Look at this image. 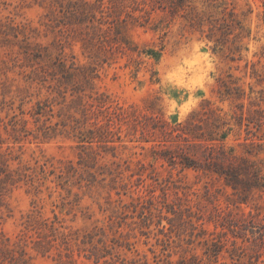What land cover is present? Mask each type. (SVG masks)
<instances>
[{"label":"rangeland","instance_id":"rangeland-1","mask_svg":"<svg viewBox=\"0 0 264 264\" xmlns=\"http://www.w3.org/2000/svg\"><path fill=\"white\" fill-rule=\"evenodd\" d=\"M0 264H264V0H0Z\"/></svg>","mask_w":264,"mask_h":264},{"label":"trees","instance_id":"trees-1","mask_svg":"<svg viewBox=\"0 0 264 264\" xmlns=\"http://www.w3.org/2000/svg\"><path fill=\"white\" fill-rule=\"evenodd\" d=\"M183 165H184V167H186V168H193V169H195V168H197L198 166L196 165H194V164H189V163H187L186 161L183 163Z\"/></svg>","mask_w":264,"mask_h":264}]
</instances>
